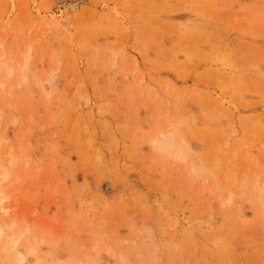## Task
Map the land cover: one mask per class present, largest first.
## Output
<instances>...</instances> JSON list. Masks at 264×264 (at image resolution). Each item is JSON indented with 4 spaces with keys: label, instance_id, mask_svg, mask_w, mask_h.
Instances as JSON below:
<instances>
[{
    "label": "rangeland",
    "instance_id": "374dc122",
    "mask_svg": "<svg viewBox=\"0 0 264 264\" xmlns=\"http://www.w3.org/2000/svg\"><path fill=\"white\" fill-rule=\"evenodd\" d=\"M1 53L0 264H264V0H0Z\"/></svg>",
    "mask_w": 264,
    "mask_h": 264
},
{
    "label": "bare ground",
    "instance_id": "6f19581e",
    "mask_svg": "<svg viewBox=\"0 0 264 264\" xmlns=\"http://www.w3.org/2000/svg\"><path fill=\"white\" fill-rule=\"evenodd\" d=\"M68 10L69 11H73V10H75L76 9V5H74V4H68ZM29 49H30V47H29ZM3 57V53H1L0 54V59ZM30 54L29 53H26V55L24 56V59H23V61L25 60V62H24V66L23 67H27L28 66V63H29V61H30ZM13 61V60H12ZM1 66V65H0ZM6 69V68H5ZM7 70H9V69H7ZM8 75H11V73L9 72L8 73ZM2 88H3V86H2ZM235 155V154H234ZM10 166H13L14 164H15V159L13 158V157H11V159H10ZM8 175H9V172H8V168H5V167H3V166H1L0 167V184L3 182V181H5L7 178H8ZM258 178V177H257ZM242 181H243V178H242ZM260 184V183H259ZM2 189V188H1ZM229 195V194H228ZM9 197L7 196V195H4L3 194V192L0 190V203H2L3 201H5V200H7ZM228 201H229V199H228ZM6 212H8V210H6V209H4ZM10 228V230L13 232V234H12V236H9V238H10V240H11V242H10V240H9V242L12 244V248L14 249V248H16L17 246H18V243H19V241H21L20 239H21V237H22V235L25 233L24 231H20V234H18V235H20V238H18L17 240H12L11 238L13 237V236H15L16 234H15V228H16V224L15 223H12L11 224V226L9 227ZM6 232V229L4 228V227H0V239L2 238V235L4 234ZM17 232V231H16ZM15 234V235H14ZM19 258V257H18ZM24 259V258H23ZM23 259H22V257H21V260L23 261Z\"/></svg>",
    "mask_w": 264,
    "mask_h": 264
}]
</instances>
